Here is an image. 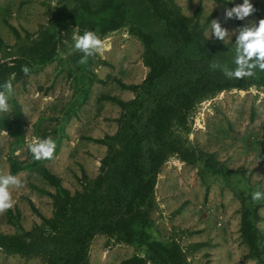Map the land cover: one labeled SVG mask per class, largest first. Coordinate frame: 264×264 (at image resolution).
I'll return each mask as SVG.
<instances>
[{"label":"rangeland","instance_id":"1","mask_svg":"<svg viewBox=\"0 0 264 264\" xmlns=\"http://www.w3.org/2000/svg\"><path fill=\"white\" fill-rule=\"evenodd\" d=\"M86 1L92 9L110 2L113 13L122 15V25L101 35L103 55L90 57L78 73L82 54L68 53L76 28L81 35L87 28L67 22L66 28L59 29L52 21L66 20L73 8ZM171 1L185 17H194L200 5L195 26L210 43L216 41L211 37L212 21L232 32L236 20L225 19V12L243 3L227 0L229 5L225 6L212 0ZM250 2L256 12L262 11L264 19V0ZM250 21L258 22V15L245 18L241 27ZM162 27L151 16L145 0H0V64L16 68L5 77L6 81L11 79L13 93L10 110L0 113V175L7 174L8 160L13 159L22 166L15 176L23 183L22 188L12 189L14 207L0 215V235L14 234L17 225L24 231L41 226L29 202L43 218H51L49 196L32 188L54 193V188L38 174V167L57 176L71 195L82 192L99 174L108 148L95 140L113 137L122 113L115 102L102 96L124 103L135 98V92L123 87L139 86L148 71L141 59L143 47L136 30L141 28L160 37ZM45 32L55 42L54 55L40 65L34 60L38 55L31 50L37 53L36 45L44 40ZM235 40L233 36L226 42L218 41L221 50L211 64L234 69ZM41 49L48 50L50 46ZM22 66L30 69L29 75L23 73ZM185 77L182 72L175 73L171 83H159L160 90H155L152 98L164 97ZM258 79L245 78L238 86L232 84L206 95L186 113L183 124L171 127L170 138L182 151L186 150L188 160L172 154L160 166L145 231L156 241L175 245L180 264H259L247 258V248L239 236L242 203L251 204L256 212L264 207V200L255 204L251 201L252 192L264 191V83ZM152 105L150 99L148 108ZM145 115L142 112L140 119ZM18 120L23 124L18 126ZM47 137L54 139L56 151L51 159L34 166L28 145L34 138ZM206 161L224 175L204 170ZM262 247L264 253V241ZM132 256L145 257L144 249L126 245L115 236L97 233L87 247L88 264H119ZM0 264L47 262L42 256L22 257L0 249ZM144 264L152 263L146 260Z\"/></svg>","mask_w":264,"mask_h":264},{"label":"trees","instance_id":"2","mask_svg":"<svg viewBox=\"0 0 264 264\" xmlns=\"http://www.w3.org/2000/svg\"><path fill=\"white\" fill-rule=\"evenodd\" d=\"M212 1L229 5L227 0ZM145 2L151 16L162 24L163 35L155 37L144 29L136 30L135 35L143 47L141 59L148 71L139 86L123 87L135 92V98L124 103L102 96L104 100L115 102L122 113L118 119L117 133L113 137L95 140L108 148L99 174L82 192L71 195L61 186L57 176L43 166L38 167V174L54 188V193L32 188L49 196L51 218H43L29 202L31 210L40 218L41 226L24 231L17 225L14 234L0 235V249L6 254L42 256L47 264H88V243L98 233L115 236L126 245H137L144 249L145 257L132 256L119 264H144L146 260L152 264H180L175 245L156 241L145 231L150 223L153 189L160 166L172 154H177L183 161L188 160L186 150L182 151L177 142L170 138L171 127L184 123L186 113L197 100L232 84L238 86L242 79H228L221 70L210 67L221 45L217 40L214 43L205 40L200 27L195 26L194 19L200 13V5L196 6L194 17H185L171 0ZM255 13L259 20L263 19L262 11ZM121 18L120 13H113L108 1L96 9H92L86 1L73 8L66 20L54 19L52 25L64 29L67 22H77L100 38L118 29L122 25ZM239 27L241 21L236 20V29ZM45 33L44 40L36 45L37 53L31 50L38 55L34 60L40 65L46 64L54 55L55 42L48 32ZM48 45L50 49H41ZM85 67L78 64L77 72ZM10 72H16V68L0 64V85L5 83V77ZM181 72L186 77L180 84L170 87L164 97L152 98L156 96L153 92L160 90L157 89L159 83L169 84L175 73L178 75ZM258 72L255 77L264 83V74ZM150 99L153 105L148 108ZM142 112H146L143 120L140 119ZM22 124L18 120L17 125ZM41 161L33 160L32 164L37 166ZM21 168L20 163L8 160L7 174L15 176ZM204 170L211 175H224L220 168L208 161ZM261 205L264 206V201H261ZM239 221V236L247 248V258L264 264V235L256 227L258 216L251 204L242 203Z\"/></svg>","mask_w":264,"mask_h":264},{"label":"clouds","instance_id":"3","mask_svg":"<svg viewBox=\"0 0 264 264\" xmlns=\"http://www.w3.org/2000/svg\"><path fill=\"white\" fill-rule=\"evenodd\" d=\"M256 11L250 0H243L242 4L226 10L225 19L243 21ZM233 36L236 37L233 59L235 68L229 69L227 65H220L219 63H213L210 67L213 70H221L228 79L237 80L252 78L256 75L257 70L264 72V19L258 22L250 21L248 26L239 27L232 32L223 28L220 22L212 21L211 37H215L217 41L226 42L232 39ZM72 40L74 43L68 54L81 53L82 56L78 63L82 65H86L90 57L97 54L103 55L104 53V42L93 31L86 30L81 35L79 34V29L76 28ZM22 71L26 76L30 73V69L27 66H22ZM12 93L13 85L11 79L0 85V113H7L10 110L9 99ZM28 148L34 160H47L53 157L56 143L52 137L44 139L34 138ZM22 187L23 183L17 176L11 174L0 175V215L5 214L14 207L12 189H20ZM261 200H264V191L256 190L252 192V203L255 204ZM252 264H255V262H252Z\"/></svg>","mask_w":264,"mask_h":264},{"label":"crops","instance_id":"4","mask_svg":"<svg viewBox=\"0 0 264 264\" xmlns=\"http://www.w3.org/2000/svg\"><path fill=\"white\" fill-rule=\"evenodd\" d=\"M262 209H264V207L257 209L258 221L256 223V227L264 235V211H262Z\"/></svg>","mask_w":264,"mask_h":264}]
</instances>
